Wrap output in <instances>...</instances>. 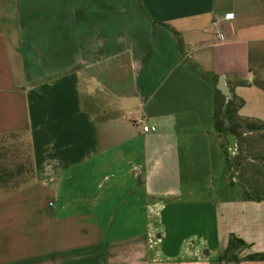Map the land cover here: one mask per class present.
Segmentation results:
<instances>
[{
  "label": "crops",
  "instance_id": "crops-1",
  "mask_svg": "<svg viewBox=\"0 0 264 264\" xmlns=\"http://www.w3.org/2000/svg\"><path fill=\"white\" fill-rule=\"evenodd\" d=\"M222 76L264 124V0H0V138L33 167L0 197V264H264ZM232 236L248 247L221 263Z\"/></svg>",
  "mask_w": 264,
  "mask_h": 264
},
{
  "label": "trees",
  "instance_id": "trees-1",
  "mask_svg": "<svg viewBox=\"0 0 264 264\" xmlns=\"http://www.w3.org/2000/svg\"><path fill=\"white\" fill-rule=\"evenodd\" d=\"M217 81V78H216ZM226 97L221 91L216 89V103H215V117H214V127L215 130L221 136L235 135L237 138H241L245 132H260L264 131V124L257 122H252L249 120H244L239 115V110L242 107L241 102H237L233 98L228 107L225 109ZM264 136V135H263ZM5 137H16L15 135L4 136ZM18 137V136H17ZM20 137V136H19ZM1 138V139H2ZM23 138V137H22ZM10 151L11 147L0 145V152ZM29 149V146H28ZM29 154V150L27 151ZM28 154L26 156L27 162L22 165H17L15 161V156H7L3 158L2 152L0 153V197L14 193L18 189L27 185L31 182L33 178V167L29 163ZM229 159L230 170L232 168V162L236 167H240L241 171L239 174L240 181L244 185V200L245 201H263L264 200V182L260 179H248L246 178L245 168L243 163L245 158L242 154L231 156L227 151ZM18 166V167H15ZM20 180V182H19ZM248 245L236 236H232L229 242V246L223 255L219 257V262H232L239 261L236 253L239 250L247 248ZM251 261H264V256L262 254H252L246 258Z\"/></svg>",
  "mask_w": 264,
  "mask_h": 264
},
{
  "label": "rangeland",
  "instance_id": "rangeland-1",
  "mask_svg": "<svg viewBox=\"0 0 264 264\" xmlns=\"http://www.w3.org/2000/svg\"><path fill=\"white\" fill-rule=\"evenodd\" d=\"M243 132H247L243 130ZM260 133H254V135H249L248 137L244 136L243 143L241 144V141H238V150L240 147L244 150L243 155L247 158V161H245V165L243 167L245 168L246 178L253 179L255 177H259V179L264 181V168L260 167L261 165L264 166L263 160H256L254 155V149L259 150V154L261 156H264V142L262 140L260 141L258 137L260 136ZM224 143L227 145L226 138L224 137ZM3 144L4 146L11 147L10 151H3L1 150L2 154H4L2 157L6 158L7 156H15V161L17 165H22L27 162L26 156L28 149V143L25 138L22 137H5L0 138V145ZM0 152V153H1ZM1 158V157H0ZM18 167V166H15ZM259 168V169H258ZM239 167H236V165L232 162V168L229 173V181H232L234 178L238 180L239 178ZM20 182V180H19Z\"/></svg>",
  "mask_w": 264,
  "mask_h": 264
},
{
  "label": "water",
  "instance_id": "water-1",
  "mask_svg": "<svg viewBox=\"0 0 264 264\" xmlns=\"http://www.w3.org/2000/svg\"><path fill=\"white\" fill-rule=\"evenodd\" d=\"M217 89L222 92V94L226 97L225 109L228 107L230 101L233 99V95L228 86L227 80L225 76H222L219 79L217 84ZM229 146L228 150L231 155L237 154V139L234 135H228Z\"/></svg>",
  "mask_w": 264,
  "mask_h": 264
},
{
  "label": "built area",
  "instance_id": "built-area-1",
  "mask_svg": "<svg viewBox=\"0 0 264 264\" xmlns=\"http://www.w3.org/2000/svg\"><path fill=\"white\" fill-rule=\"evenodd\" d=\"M222 39H224V37H222ZM156 130H157L156 127H150V126H145V127H144V131H145V132H154V131H156Z\"/></svg>",
  "mask_w": 264,
  "mask_h": 264
}]
</instances>
